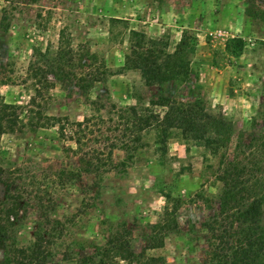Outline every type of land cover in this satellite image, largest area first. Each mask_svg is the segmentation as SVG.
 I'll list each match as a JSON object with an SVG mask.
<instances>
[{"label":"rangeland","instance_id":"rangeland-1","mask_svg":"<svg viewBox=\"0 0 264 264\" xmlns=\"http://www.w3.org/2000/svg\"><path fill=\"white\" fill-rule=\"evenodd\" d=\"M132 30L167 53L186 35L184 73L145 85L126 65ZM162 97L229 122L220 152L179 129L166 152L157 130L123 136L126 108ZM0 116L16 121L0 138V264H39L18 251L39 222L45 264H209L222 170L264 177V0H0Z\"/></svg>","mask_w":264,"mask_h":264},{"label":"trees","instance_id":"trees-1","mask_svg":"<svg viewBox=\"0 0 264 264\" xmlns=\"http://www.w3.org/2000/svg\"><path fill=\"white\" fill-rule=\"evenodd\" d=\"M188 38V37H187ZM235 43L232 54L239 56L244 50L242 38H233ZM159 39H148L144 32L131 31V45L126 55V65L140 72L145 85L161 84L172 76L184 73L189 60H183L181 53L194 51V45L183 36L173 53L164 52L160 48ZM100 81V78L97 77ZM149 106H128L123 119V136H132V141H140L145 130H157L161 149L166 152L167 139L171 130L179 129L184 139L207 148L211 154L217 155L225 146L227 137L232 134V126L224 118L208 113L203 100L179 102L162 97L151 101ZM156 106L164 111L157 113ZM90 119L86 118V122ZM16 121L11 117L0 116V138L13 129ZM52 125V124H51ZM79 127L83 122L78 123ZM80 144L81 138H77ZM128 147L129 144L126 143ZM1 160V149H0ZM253 172V171H252ZM251 173L245 166L229 161L220 174L223 184L219 203L225 208L223 216L205 224L208 231V249L206 256L209 264H264V177L248 179ZM3 174L0 162V179ZM163 229L162 224L152 226L153 232ZM49 231L39 222L33 239L27 247L18 251L25 257L31 252V259L45 264L48 252L45 246L51 245ZM163 239L158 240V245ZM155 245V246H158ZM119 246H129L119 240ZM123 259H127L124 257Z\"/></svg>","mask_w":264,"mask_h":264}]
</instances>
